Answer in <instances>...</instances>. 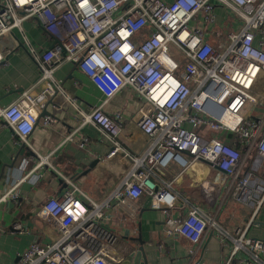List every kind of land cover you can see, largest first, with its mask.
Here are the masks:
<instances>
[{"label": "built area", "instance_id": "built-area-1", "mask_svg": "<svg viewBox=\"0 0 264 264\" xmlns=\"http://www.w3.org/2000/svg\"><path fill=\"white\" fill-rule=\"evenodd\" d=\"M217 5L234 14L241 26L214 47L190 22L201 13L212 22ZM28 19L53 40L52 48L40 55L30 50L40 70L38 83L46 88L37 97L23 93L0 107V120L18 145L32 148L30 137L48 100L65 96L79 111L54 78L61 64L75 63L105 98L89 115L79 112L81 125L96 126L112 142L108 157L123 152L132 166L120 186L100 203L88 197L83 202L78 187L61 175L66 191L48 199L38 212L55 226L56 240L31 244L15 264H130L126 258L131 252L125 258L118 236L108 228L107 211L112 205L132 208V202L144 195L153 209L168 216L166 235L197 245L211 232L233 245L225 264H264V241L247 237L256 214L244 230L233 232L199 205L185 217L174 218L169 214L177 196L169 191L170 184L160 186L154 180L166 168L201 163L216 172L215 181L201 182L205 198L214 200L224 186L236 202H255L256 212L262 205L264 117L255 119L252 113L264 102L259 92L264 85V0H3L0 39ZM121 95L139 100L134 116L145 136L139 154L119 142L125 113L111 115L105 109ZM206 132L214 136L207 138ZM252 153L262 161L260 178L247 171ZM40 160L37 169L44 165ZM18 197L11 192L0 197V204ZM14 230L22 229L16 225Z\"/></svg>", "mask_w": 264, "mask_h": 264}, {"label": "crops", "instance_id": "crops-1", "mask_svg": "<svg viewBox=\"0 0 264 264\" xmlns=\"http://www.w3.org/2000/svg\"><path fill=\"white\" fill-rule=\"evenodd\" d=\"M190 26L202 29L205 40L218 47L231 33L239 32L241 22L217 5L212 22H207L201 13ZM52 46L53 40L32 19L0 39L3 55L0 63L1 108L16 101L23 93L37 97L44 91L46 84L38 83L40 70L30 50L40 55ZM54 78L63 85V95L76 101L79 111L65 96L48 100L39 112V122L30 137L32 148L18 145L12 130L0 120V197L11 192L19 195L17 200L10 198L0 204V264H15L33 243L46 245L56 240L55 226L42 220L38 212L48 199L60 197L66 191L61 175L78 187L83 202H88V197L100 203L120 186L132 166L123 152L108 157L112 142L96 126L81 125L79 112L89 115L105 99L93 82L72 62L61 64L54 72ZM259 92L264 101V85L259 87ZM130 98L117 96L105 109L111 115L119 111L125 113L119 142L132 154H139L144 148L145 136L134 116L139 100L134 95ZM252 117H264V102L255 108ZM205 134L207 138L214 136L209 132ZM39 156L44 159V165L37 169L41 162ZM261 162L258 155L252 153L247 171L260 178L263 174ZM215 178L214 170L204 164H194L186 169L166 168L163 173H157L154 180L160 186L170 184L169 191L177 196L176 208L169 216L183 218L194 205H199L215 214L219 223L233 232L238 228L244 230L256 214L247 237L264 241V201L256 212L255 202L250 205L236 202L224 186L216 191L214 200H208L201 182L215 181ZM107 214L108 228L118 236L125 258L131 250L142 248L147 264H225L231 254L232 243H222L211 232L197 245L179 235H166L164 224L168 216L153 209L151 199L146 195L133 201L132 208L112 205ZM16 225L22 230L15 231ZM242 257L246 258V254L242 253Z\"/></svg>", "mask_w": 264, "mask_h": 264}, {"label": "water", "instance_id": "water-1", "mask_svg": "<svg viewBox=\"0 0 264 264\" xmlns=\"http://www.w3.org/2000/svg\"><path fill=\"white\" fill-rule=\"evenodd\" d=\"M143 249L140 251L131 250V254L127 258V262L130 264H147L146 258L144 257Z\"/></svg>", "mask_w": 264, "mask_h": 264}, {"label": "rangeland", "instance_id": "rangeland-1", "mask_svg": "<svg viewBox=\"0 0 264 264\" xmlns=\"http://www.w3.org/2000/svg\"><path fill=\"white\" fill-rule=\"evenodd\" d=\"M194 164H197V163H194ZM194 164H193V165H194ZM198 164H200V163H198ZM203 167H204V166H203Z\"/></svg>", "mask_w": 264, "mask_h": 264}, {"label": "trees", "instance_id": "trees-1", "mask_svg": "<svg viewBox=\"0 0 264 264\" xmlns=\"http://www.w3.org/2000/svg\"><path fill=\"white\" fill-rule=\"evenodd\" d=\"M228 138H231V136H228Z\"/></svg>", "mask_w": 264, "mask_h": 264}, {"label": "bare ground", "instance_id": "bare-ground-1", "mask_svg": "<svg viewBox=\"0 0 264 264\" xmlns=\"http://www.w3.org/2000/svg\"><path fill=\"white\" fill-rule=\"evenodd\" d=\"M198 164V163H197ZM201 164V163H200ZM196 165V164H195ZM192 166V165H191Z\"/></svg>", "mask_w": 264, "mask_h": 264}]
</instances>
